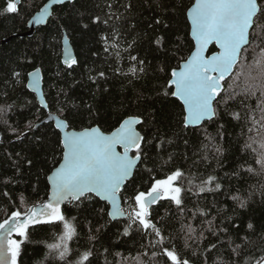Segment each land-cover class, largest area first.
<instances>
[{"label":"trees","instance_id":"16d2710c","mask_svg":"<svg viewBox=\"0 0 264 264\" xmlns=\"http://www.w3.org/2000/svg\"><path fill=\"white\" fill-rule=\"evenodd\" d=\"M45 1L19 0L17 13L9 14L3 12L7 0H0V106L11 105L0 119V221L15 208L23 210L21 195L28 206L47 198V175L57 165L54 160L59 161L62 156L59 130L52 121H42L48 113H56L62 118L67 116L70 129L97 126L107 133L128 116H140L145 123L137 125V130L152 141L145 146L147 166L154 169L151 175L163 179L169 172L181 168L185 173L219 177L222 185L219 193H201L199 196L187 193L185 199L189 209H195L197 205L211 209L208 219L216 216V226L228 230L226 234L216 236L204 233L206 238L201 248L220 242L216 250L207 253L208 264L217 259H232L229 238L239 243L240 238L247 235L256 241L264 230V196L261 195L264 192V172L256 163L257 153L264 151L260 148L264 128L259 133H248L241 122L228 114V111L240 108L241 96L230 104L228 111L221 108L213 120L184 129L181 124L183 105L170 95L167 87L171 70L177 68L193 48L186 16L193 0H113L117 6L127 3L130 8L125 12L120 7L123 18L110 21L108 25L102 22L104 15L96 7L104 0H74L55 5L46 24L37 26L31 36H19L28 30V19ZM172 3L176 6L157 7L158 4ZM95 15L101 16L98 24L92 23ZM156 20L161 22L157 24ZM113 23L125 31L127 41L138 37L131 55L143 60L146 69L138 79L116 74L117 67L127 71L128 53H122L123 59L117 63L113 56L104 52L100 37L110 34ZM85 24L87 28L83 27ZM64 33L70 39L77 61L71 67L61 59ZM158 37L162 38L159 45L155 43ZM213 50L214 46L210 48ZM37 68L42 76L47 109L26 86L27 74ZM13 70L21 73L19 83L13 77ZM101 71L106 78L94 83L90 77ZM246 104L255 108L256 99L251 98ZM62 105L63 112L59 110ZM3 120H7V124ZM30 124L34 127L30 128ZM13 129H16L15 133ZM19 133L25 135L17 139ZM206 134L220 148L219 154L209 148L207 161L202 155L194 154L200 152L202 142L208 143L204 140ZM249 136L256 141L253 144L256 152L245 149L246 141L251 142ZM161 139L164 143L158 150L156 144ZM185 141H188L187 145ZM29 159L31 165L27 163ZM249 167L253 172L247 171ZM143 169L144 165H139L126 182L125 195L150 187V174ZM5 192L8 196L4 195ZM233 195L246 200V206L240 208L238 202L230 198ZM213 203L221 209L219 214L212 207ZM105 207L106 202L98 197L86 201L80 208L62 205L67 217L77 218L78 235L69 242L71 258L74 260L79 253L91 249V264H134L132 258L143 251L141 246L147 244L148 238L135 230L127 236L122 235L126 221L110 220L106 212H100ZM150 211L151 219L159 221L158 226L164 229V235L175 237L169 245L174 242L193 264H204L203 256L197 258L192 256L191 249H184L179 231L181 221L174 205L162 199L152 205ZM187 216L190 218L191 212ZM249 223L254 225L255 232L248 230ZM193 224L199 226L201 219ZM59 231V227L49 225L34 226L31 229L32 242L23 245L19 264H59L51 259L45 260L46 244L52 243ZM90 235L95 239L90 240Z\"/></svg>","mask_w":264,"mask_h":264},{"label":"snow or ice","instance_id":"6c2138e0","mask_svg":"<svg viewBox=\"0 0 264 264\" xmlns=\"http://www.w3.org/2000/svg\"><path fill=\"white\" fill-rule=\"evenodd\" d=\"M53 2L62 4L65 0ZM72 2L73 0H68V3ZM17 3L18 0H7L3 12L17 13ZM169 6L176 5H157L165 8ZM96 7L100 8L104 15L102 22L108 25L110 21H120L123 18L124 13L119 11L120 7L126 12L130 5L124 3L117 6L113 0H104L103 4H97ZM47 14L46 5L35 18V22L44 23ZM186 16L190 22L195 47L177 68L171 70L167 84L170 95L183 104V128L188 129L190 126L201 125L203 121L213 120L221 108L228 111L230 104L243 96L240 108L228 111V114L241 122L248 133H259L260 129L264 128V0H194L187 8ZM100 22V15L92 17L93 24ZM160 22L156 20L157 24ZM83 27L87 28L88 25ZM100 39L104 44V52L113 56L117 63L123 59L122 53H128L127 71L117 67L116 74L138 79L146 72L144 61L131 55L138 37L127 41L125 31L113 23L110 34L102 35ZM161 40L162 38L158 37L155 43L159 45ZM212 44L218 51L206 55L209 45ZM63 62L68 67L77 63L68 52H65ZM12 74L19 83L21 73L13 70ZM28 77L31 78L28 87L36 91L40 83V69L28 73ZM104 78L106 76L103 71L98 72L95 77H90L94 83L97 79ZM237 88L240 90L237 91ZM251 98L256 99L255 108L246 104ZM10 107L11 105L0 106V119H3L7 108ZM59 110L65 111L63 105ZM3 122L7 124V120ZM144 123L140 116H128L119 122L114 130L105 133L99 127L91 126L80 131L69 130L71 122L68 117L58 119L55 126L61 133L58 139L62 156L59 161L54 160V164L58 166H54L47 175V200L28 206L21 195L20 204L23 210L20 207L15 208L0 221V264H19L23 245L32 242L31 229L41 224L60 229L53 242L46 244L45 260L51 259L59 264H91V249L79 253L74 260L71 258L72 249L69 242L78 235L77 218L67 217L62 205L69 204L80 208L86 201L91 202L96 197L106 202V207L100 209L102 214L106 212L110 220L123 218L126 221L122 235L127 236L130 231L135 230L148 238L147 244L141 246L143 251L132 258L134 264H193L192 259L182 254L174 242L169 245V241H174L175 237L165 236L164 229L158 226L159 221L154 222L151 219L152 205L162 199L174 205L179 214V231L182 233L184 249H191L192 256L197 258L203 256L204 264H208L207 253L216 250L220 242L201 248L206 238L204 233L210 232L216 236L219 233L226 234L228 230L216 226V216L208 219L211 209L199 205L195 209H189L185 199L187 193L195 196L201 193H219L222 190L219 177L214 174L204 177L203 174L185 173L181 168L169 172L163 179L151 175L154 169L147 166L145 146L150 145L152 141L147 140L137 130V125ZM29 127L34 126L30 124ZM13 132L15 133L16 129H13ZM24 135L25 133H19L17 139ZM204 140L208 143L202 142L200 152L194 154L202 155V159L207 161L208 149L211 148L219 154L220 148L212 143V138L207 134ZM249 141L251 142L246 141L245 149L256 152L253 148L256 141L251 136ZM163 143L161 139L156 144L158 150ZM187 144L188 141H185V145ZM118 148L122 151H118ZM260 148L264 149V141L260 143ZM257 156L256 163L264 172V151L258 152ZM27 163L31 165L32 161L29 159ZM141 164L144 165L143 170L150 174V187L125 195L126 182ZM247 171L253 172V169L249 167ZM4 195L8 196V193L5 192ZM261 195L264 196V192ZM230 198L238 202L240 208L247 204L239 195ZM212 207L216 208L217 214L220 213L221 209L217 208L215 203ZM189 212L190 218L187 216ZM198 218L201 219V224L195 226L193 221ZM247 228L255 232L252 223H249ZM89 239L93 240L95 237L90 235ZM228 247L232 259H217L213 260L212 264H264V230L256 241L247 235L242 236L239 243L229 238Z\"/></svg>","mask_w":264,"mask_h":264},{"label":"water","instance_id":"95a60500","mask_svg":"<svg viewBox=\"0 0 264 264\" xmlns=\"http://www.w3.org/2000/svg\"><path fill=\"white\" fill-rule=\"evenodd\" d=\"M19 1V0H18ZM74 1V0H73ZM65 2H68V0H65ZM64 2V3H65ZM193 2H194V0H193ZM192 2V3H193ZM59 4H61V3H54L53 2V0H46L44 3H43V5L37 10V11H35L31 16H30V18L28 19V21H27V27H28V30L27 31H25L24 33H21V34H19V36H23V35H27V36H31L33 33H34V31H35V28L37 27V26H39V25H44V24H46V22L48 21V18L50 17V15L52 14V11H53V7L55 6V5H59ZM48 6V14H47V16L45 17V21H44V23H41V24H37L36 22H35V18L40 14V11H41V9H43L45 6ZM191 6V5H190ZM189 6V7H190ZM187 12V11H186ZM188 23H189V35H190V37H191V39H192V36H191V26H190V22L188 21ZM192 41H193V39H192ZM61 45H62V53H61V59H62V62L64 61V59H65V52H68V53H70L71 54V57L73 58V59H75V53H74V49H73V46H72V44H71V42H70V39H69V37L67 36V34L66 33H64L63 34V36H62V39H61ZM212 46H214L215 47V50H213V51H210V48L212 47ZM194 47H195V42L193 41V48H192V50H194ZM191 50V51H192ZM191 51H190V53H191ZM216 51H218V49L216 48V46L214 45V44H212V45H209V50H208V52L206 53V55H211L213 52H216ZM190 53L188 54V56L190 55ZM187 56V57H188ZM186 57V58H187ZM185 58V59H186ZM183 61H181L180 63H182ZM64 63V62H63ZM71 63V60H69V64ZM65 64V63H64ZM35 71V69L34 70H32V71H30V72H34ZM29 72V73H30ZM30 77H28V74H27V81H26V86H27V88L30 90V91H32L34 94H35V96H36V98H37V100H38V102H39V104L42 106V107H44L45 109H47V106H45V105H47V103H46V100H45V97H44V89H43V83H42V76H41V73H40V77H39V79H40V83H39V87H38V89L36 90V91H33L31 88H29L28 87V84H29V82H30ZM181 102V101H180ZM182 103V102H181ZM183 105V104H182ZM58 119H64V118H62V117H60L59 115H57L56 113H48L47 115H46V117L42 120V121H52L53 122V124L54 125H56V121L58 120ZM204 122V121H203ZM202 122V123H203ZM201 123V124H202ZM38 124V123H37ZM56 127V126H55ZM94 127H97V126H94ZM69 130H73V131H80V130H75V129H69ZM82 130V129H81ZM114 130V129H113ZM111 132V131H110ZM105 133H107V132H105ZM60 135H61V133H60ZM118 151H122V149H120V148H118L117 149ZM56 166H58V164L56 165ZM135 171V170H134ZM50 174V173H49ZM48 174V175H49ZM133 174H134V172H133ZM133 176V175H132ZM131 179V178H130ZM129 179V180H130ZM46 200H47V198H46ZM45 200V201H46ZM110 219V218H109ZM120 219H123V218H120Z\"/></svg>","mask_w":264,"mask_h":264}]
</instances>
